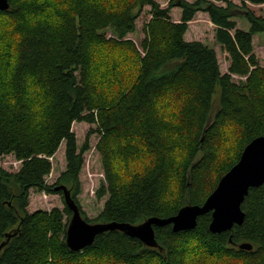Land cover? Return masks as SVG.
Instances as JSON below:
<instances>
[{
    "label": "trees",
    "instance_id": "1",
    "mask_svg": "<svg viewBox=\"0 0 264 264\" xmlns=\"http://www.w3.org/2000/svg\"><path fill=\"white\" fill-rule=\"evenodd\" d=\"M239 1L170 0L164 9L156 0H8L0 12V21H8L0 62V158L12 155L20 168L9 173L0 167V245L17 232L0 250V264H68L91 255L117 264H193V246L217 264H264V186L249 190L241 226L212 234L207 214L191 231L154 228L157 248L112 231L71 252L63 225V215H71L67 207L27 212L30 190L62 195L55 188L63 185L75 202L88 151L87 141L78 150L75 123L94 125L99 137L103 184L96 197L107 199L98 223L139 225L201 206L244 148L264 137V68L252 46L264 20L247 13V30L235 21L247 3L264 0ZM144 7L151 19L138 49L125 38L135 32L134 11ZM173 7L181 10L178 22L169 17ZM198 12L215 28L214 40L229 59L227 74L212 48L184 39ZM62 143L66 168L58 184L48 185L50 159ZM242 244L252 250H239Z\"/></svg>",
    "mask_w": 264,
    "mask_h": 264
},
{
    "label": "rangeland",
    "instance_id": "2",
    "mask_svg": "<svg viewBox=\"0 0 264 264\" xmlns=\"http://www.w3.org/2000/svg\"><path fill=\"white\" fill-rule=\"evenodd\" d=\"M188 3H193L196 0H184ZM234 5L240 6L239 0H230ZM160 8H167L170 0H156ZM218 6L224 7V4H217ZM138 12L136 20V29L133 34L126 36L125 40L132 41L139 49L140 43L142 42L143 27L151 19V8L144 7L138 11L136 9L134 14ZM247 13L253 14L254 17L264 20V4L253 5L246 4L244 10H241L239 17L235 20L238 29L247 30L248 23L244 19ZM181 10L173 7L169 12L171 21L178 22L180 19ZM7 19L0 21V62L5 61V53L7 47L5 45V33L7 30ZM214 26L209 21L206 13L198 12L194 19L188 24V30L184 36L186 41H199L206 46L212 48L216 54L217 61L219 64L221 74H227L229 67L228 56L223 52L221 47L216 44L214 40ZM107 37H110L108 33ZM253 55L255 56L260 67L264 68V33L255 35L252 39ZM233 82L238 83L243 80L238 77H232ZM218 108L217 101L213 105V114ZM96 127L86 123H75L72 126V132L76 138L78 150H80L87 141L88 151L84 153L83 166L79 173V194L75 197L80 212L88 221H96L103 210L104 203L107 196L98 199L96 197V191L103 184V170L101 166L100 155L96 152V144L98 143L99 137L95 133ZM91 132V134H90ZM89 135V136H88ZM88 137V138H87ZM64 143L60 145L59 150L50 159L52 169L48 177L45 178V182L48 185H54L59 183L61 174L65 171L66 163L64 156ZM0 167L9 173H16L20 168V162L16 161L12 155L4 156L0 158ZM61 184V183H60ZM59 184V185H60ZM66 208L63 196L61 194H46L38 192L36 190H30L28 197L27 212L33 214L37 211L51 212L52 210L62 211ZM71 215H63V225L68 226ZM94 223H98L97 221ZM193 248V249H192ZM191 248L190 257L193 264H217L215 259L209 255H206L203 250L199 247L193 246ZM195 248V249H194ZM197 251V252H196ZM194 253V254H193ZM55 264H59L56 262ZM68 264H117L114 260L106 256H89L83 261L70 259ZM220 264H238L231 259H223V263Z\"/></svg>",
    "mask_w": 264,
    "mask_h": 264
},
{
    "label": "water",
    "instance_id": "3",
    "mask_svg": "<svg viewBox=\"0 0 264 264\" xmlns=\"http://www.w3.org/2000/svg\"><path fill=\"white\" fill-rule=\"evenodd\" d=\"M9 8L8 0H0V12ZM264 186V137L252 140L243 150L238 162L219 180L215 190L201 206H186L175 216L162 219L152 217L139 225L124 223L86 222L71 197L70 190L61 185L55 191H62L65 206L71 213L66 228L65 244L71 252H80L90 247L98 235L118 231L123 235L136 239L148 248H157L154 228L170 226L173 233L191 231L197 225L198 218L211 214L209 232L221 234L230 232L233 227H239L244 222L241 205L250 189ZM17 234L6 235V241L0 245V250L6 246L9 239ZM239 250L251 251L250 244L238 246Z\"/></svg>",
    "mask_w": 264,
    "mask_h": 264
}]
</instances>
